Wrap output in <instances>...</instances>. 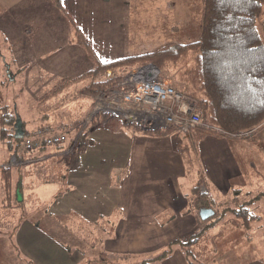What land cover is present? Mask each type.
Segmentation results:
<instances>
[{
  "label": "crops",
  "instance_id": "0c3cea01",
  "mask_svg": "<svg viewBox=\"0 0 264 264\" xmlns=\"http://www.w3.org/2000/svg\"><path fill=\"white\" fill-rule=\"evenodd\" d=\"M63 6L69 18L51 0H0V33L8 44L12 64L20 70L34 66L39 87L49 93L93 67L83 50L70 42L73 37L70 19L103 62L150 53L169 43L195 42L200 37L199 11L196 17L193 11L188 15L179 11L178 16V7L171 0H63ZM78 82L87 81H75L62 92ZM86 85L75 92V97L82 96L79 92ZM52 97L48 95L49 99ZM89 98L90 115L94 99ZM42 118L47 119L48 115ZM41 127L68 128L48 123L32 131L25 126L28 133ZM88 138L80 165L74 162L65 166L59 181L61 187L41 217L36 221L20 219L10 233L18 263L28 264L27 260L32 264H93V259L111 254L126 257L116 261L118 264H136L135 260L140 262L159 255L171 242L198 227L196 216L187 210L191 191L183 192L190 175L171 136L154 138L127 128L116 132L98 128ZM255 138L264 146V127L256 131ZM38 153L36 159V155L27 153L24 158L28 162L32 160L29 164L39 163L45 152ZM263 154L241 140L206 137L200 143L197 162V169L204 172L207 180L203 192L215 200L236 191L245 195L263 194ZM13 157L9 151L2 165L7 166ZM50 157L62 156L47 154L45 158ZM19 168L14 185L17 192L21 190L18 196L22 199L18 198L17 202L18 208H22L26 199L22 189L23 167ZM43 186L58 188L54 180L43 182ZM170 210L176 219L161 225L158 216ZM74 220L80 227L91 223L100 236V228L95 223L106 221L104 243L89 249L79 237V231L69 224ZM219 225L208 230L194 245L199 264H209L203 239L212 230L221 231L223 228ZM215 249L213 245V253ZM254 251V255L247 256L241 250L232 262L225 260L223 264H264V233ZM158 264H188V261L185 251L175 246L171 255Z\"/></svg>",
  "mask_w": 264,
  "mask_h": 264
},
{
  "label": "trees",
  "instance_id": "16d2710c",
  "mask_svg": "<svg viewBox=\"0 0 264 264\" xmlns=\"http://www.w3.org/2000/svg\"><path fill=\"white\" fill-rule=\"evenodd\" d=\"M53 5L68 17L63 6V0H51ZM264 0H203L201 18V33L197 41L180 44L169 43L153 52L122 58L112 62H103L85 37L81 29L71 23V43H76L93 67L79 78L60 84L49 97L62 92L75 81H87L88 84L80 90L82 96L94 99L104 90H112L124 80L134 68L153 64L161 72L163 79L172 82V86L181 94L197 102L201 122L187 133L179 132L174 126L158 130H142L136 125H124L117 116L99 113L95 115L83 130L70 154H65L64 147L57 153L69 158L70 163L80 165V158L89 143V134L98 128L120 131L124 128L134 133L148 137H172L176 150L184 160L187 175L198 174V180L188 196L189 213L197 216L198 229L190 236L187 243L176 239L159 255L142 260L136 264H158L171 255L175 246H180L186 253L188 264H199L194 254V245L211 228L215 227L224 217L231 213L248 231L252 228L254 217L248 207L251 202L237 208H228L220 212L218 203L212 195L203 192L207 185L204 172L197 169L200 143L208 136L230 138L249 143L258 153H264L255 138L256 131L264 127ZM69 18V17H68ZM193 56L192 67L187 65ZM12 66V63H11ZM182 66V67H181ZM172 68H181L177 76H171ZM16 79V75L11 73ZM171 78V79H169ZM92 109V110H93ZM21 116L17 109L6 107L0 117L1 139L6 142L9 151L20 161L24 159L25 139H17L6 127L14 128L17 118ZM24 123V122H23ZM83 122H76L72 127L78 135ZM25 125V123H24ZM6 126V127H5ZM25 135L28 133L24 126ZM71 128H68L70 131ZM45 145L40 149L46 152ZM264 155V154H263ZM11 168L0 165V181L4 184L6 197L5 206H12L14 199V182ZM264 197V193L261 198ZM258 199V198H257ZM18 201V198L16 199ZM21 204V202H19ZM20 206V205H19ZM211 208L215 216L203 221L200 211ZM161 225H166L176 219L171 210L158 216ZM102 221V220H101ZM106 221L96 222L101 236H96L91 223L87 222L84 233L79 237L89 249L100 247L107 237ZM39 226V224H38ZM103 227V228H102ZM82 228V227H81ZM86 233V234H85ZM18 251V248H16ZM19 254V252H18ZM20 257V254H19ZM23 259V258H22ZM126 257L102 254L93 264H118ZM25 261V259H23ZM26 262L32 264L30 261Z\"/></svg>",
  "mask_w": 264,
  "mask_h": 264
},
{
  "label": "rangeland",
  "instance_id": "374dc122",
  "mask_svg": "<svg viewBox=\"0 0 264 264\" xmlns=\"http://www.w3.org/2000/svg\"><path fill=\"white\" fill-rule=\"evenodd\" d=\"M171 1L176 3L178 7V16L179 11L185 12V15L190 14L191 12L189 13V11H193L195 12L194 16L196 17L197 11H199V26L201 33L203 0ZM187 17L188 16H185V18ZM193 30H196V20L193 21ZM11 63V52L9 51L8 44L5 43L4 38L0 33V117L5 108L9 107L11 109L18 110L22 121L25 123V126L29 128V130L32 129V131H34L37 127L47 125L48 123H54L56 125L71 128L70 131H68V128H66V130H63V128L59 130L57 129L58 127L40 128V130H47L46 132L50 133L66 132L68 134V143L65 147H68L69 144L76 138L75 133L77 130L72 129L74 123L79 119H82L80 122H88L92 118L91 114L90 116H87L89 115L88 112L90 109L89 105L91 99L85 96L75 97V92L86 85L87 82H78L73 84L64 92L49 99V92L47 90L43 91L40 88L41 86L39 87V76L34 66L25 67L20 70L14 64L11 66ZM193 64V56H191L187 65L185 64L182 66H188L190 68ZM8 66L11 73L16 75V79L11 80L9 78ZM179 71H182L181 68H172L171 76H177ZM164 80L168 81L167 79ZM46 115H48V118L43 119L42 117ZM85 116H87V118L83 119ZM6 128L9 130V134L15 136L16 133L14 128ZM81 128L79 131H81ZM8 139L12 140V137L9 136ZM6 142L1 139L0 128V165L3 164L5 158H7L9 154ZM38 151L39 150H35L33 153H28L27 155H36L34 157L36 159L39 154ZM58 151H60L59 147L48 148L45 154H43L44 156H42L43 161L39 163L29 164L32 160L30 159L28 162L26 158L20 161L17 160L18 162L12 161L11 159L9 164L12 162V165L8 164L5 166L6 168L12 169L13 176H15V178H13L14 184H16V175H19L17 171V168L19 167L13 166L23 167L21 171L23 178L22 189L23 191L25 189L26 202L22 208H18L19 204L16 199L20 198L18 196V192L21 190L19 189L17 192L16 186L14 185V199L12 201V206H5L7 204L5 203L6 192L4 184L0 181V264H22L18 263L16 260L14 254L15 250L12 248L9 235L13 232L20 219H32L33 221L38 220L42 213L49 207V201L52 196L59 191L58 189L61 187V183H59V181L64 173L63 170L65 166L70 163V161L65 157L45 158L47 154H56ZM53 180L57 182V189L54 187L44 188L43 182ZM197 180L198 174L196 172L190 175L186 183L187 188L184 189L185 186H183V192L188 194L196 184ZM27 189L29 192H27ZM261 196V192H252L251 194L245 195L244 192L236 191L226 197L216 199L220 212H223V210L228 208H237L242 204L251 202L252 204L248 207V209L250 211V215L254 217V219L252 220V228L248 231L245 227H243L241 221H239L231 213H228L224 219L219 222V228L221 227L223 229L221 231L212 230L203 239V244L205 245L204 255L207 263L223 264L225 260L227 263L232 262L234 257L237 255V252L240 254L241 250L246 252L244 254H247V256L248 254H255L254 250L264 233V197L262 198L263 200H261ZM195 218L197 220V216ZM69 222L75 230H78L81 233L85 232V226L81 225V228L79 222H76L75 220ZM197 229L198 227L183 236L181 241L187 243L190 236L195 233ZM96 236L98 235L96 234ZM213 245L216 246L214 253L212 251ZM99 258L101 257L95 258L93 261L95 262ZM135 261L136 263L138 262L137 260Z\"/></svg>",
  "mask_w": 264,
  "mask_h": 264
},
{
  "label": "built area",
  "instance_id": "2783aa9c",
  "mask_svg": "<svg viewBox=\"0 0 264 264\" xmlns=\"http://www.w3.org/2000/svg\"><path fill=\"white\" fill-rule=\"evenodd\" d=\"M99 113L117 116L124 125H136L142 130L174 126L179 132L187 133L201 122L197 102L179 93L170 81L162 78L161 70L153 64L132 69L116 88L101 92L95 99L92 118ZM89 121L81 124L75 143ZM46 131L27 133L25 151L33 153L44 145L64 147L65 154L73 151L75 143L65 147L68 143L66 132ZM12 161L18 162L15 157Z\"/></svg>",
  "mask_w": 264,
  "mask_h": 264
},
{
  "label": "water",
  "instance_id": "95a60500",
  "mask_svg": "<svg viewBox=\"0 0 264 264\" xmlns=\"http://www.w3.org/2000/svg\"><path fill=\"white\" fill-rule=\"evenodd\" d=\"M8 76L11 80H14L12 77H11V74H10V68L8 66ZM15 137L17 139H22L24 138L25 136V130H24V123L22 121V119L20 117L17 118V121L15 123ZM21 196H20V200H21ZM215 216V211L211 208H203L201 209L200 211V218L205 221V220H208L212 217Z\"/></svg>",
  "mask_w": 264,
  "mask_h": 264
}]
</instances>
